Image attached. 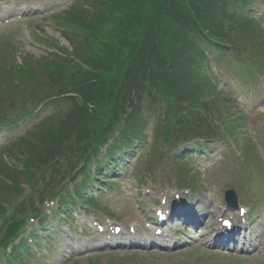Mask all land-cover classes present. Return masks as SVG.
I'll use <instances>...</instances> for the list:
<instances>
[{
    "label": "rangeland",
    "instance_id": "1",
    "mask_svg": "<svg viewBox=\"0 0 264 264\" xmlns=\"http://www.w3.org/2000/svg\"><path fill=\"white\" fill-rule=\"evenodd\" d=\"M23 1L0 0L1 6L9 14V17L0 19V38L2 37L5 42L11 44L9 48L14 54L9 59L12 61L28 59L36 70L37 64H45L50 60L45 56L53 51L50 38L55 37L61 44L65 43L66 46H70L69 41L62 37L60 32V28L66 24H60V22L65 21L68 8L78 1L80 3L81 0H50L48 5H43L40 10L34 12L22 11ZM43 1L34 0L32 4H27V7L37 9V3ZM251 4L253 10L250 12L255 15L256 22L259 21L257 25L264 32V0H251ZM226 9H231V7ZM228 60H230L229 57ZM7 63L10 64L8 61ZM250 66L253 70L255 69L252 64ZM250 66L242 64L239 66L240 69L238 68L239 71L233 69L232 66L226 67L225 77L230 78V85L227 87L230 94L226 92L229 98L224 97L222 93L221 98L214 105L213 102L211 104L212 113H218L220 118L223 116L222 119L225 122H229V119L225 117L223 110L237 106V111L232 109L230 114H226L230 115V120L233 121L229 123L233 126L231 130L237 133L236 139L230 136L213 142L208 152L203 154L198 152L197 157L194 155L192 164L184 168V171L189 173L187 181L190 182L191 178L198 181L197 191L208 198L206 210L209 212V226L219 222L216 220L217 217L225 218L233 215L223 207L226 190L234 188L239 194V205L250 210V214H253L258 221L255 226L261 223V228L264 229V168H259V174L253 172L250 176V171L247 170L249 163L247 162L245 166L241 163L236 149L237 141L239 145L248 138L252 146L258 147L263 160L261 164L264 166V73L254 75L253 71H250ZM213 75H215V68H213ZM219 87L223 86L220 84ZM252 91L254 93L256 91V96L253 98L252 94H247ZM222 97L228 99L229 102L224 104ZM64 108L66 109L67 105ZM207 116L208 123L211 124V115L208 113ZM213 122L218 127L221 124L215 119ZM157 125L159 127V122L157 124L155 119L149 122L145 134L142 135L145 140L138 142L137 148L129 152L127 160L130 161V166L128 168L125 166L117 189L108 190L105 193L104 200L107 207L115 213L118 225L123 223L124 228L135 223L141 227L146 219H149L147 214L154 217L155 208L160 206L161 201L166 200V195L171 193L175 197V190L180 187L181 174L177 172V167H182L184 164L181 160L175 159V154L181 145L175 141L170 145L165 144L162 141V134L159 135L156 132ZM21 127L25 129L26 122H22ZM6 130V128L0 130V138L10 132ZM15 134H19V129L18 131L16 129ZM3 140L4 138L0 139L2 142ZM195 142L201 143V140L196 138ZM193 146L186 145L188 148H196ZM160 152L163 153L161 156ZM155 156L159 158L157 163H154ZM255 170L257 171L258 168ZM135 176L138 180H143L144 184L136 181ZM96 189L100 190L94 187L90 188V191ZM178 195L180 197L190 196L191 193L190 191H179ZM152 196H156L158 201L154 202L156 199ZM85 207L82 206L81 210L83 216L76 219V222L71 225V232L68 231L70 235H76L75 238L84 240V242L78 241L77 243L72 238L61 235L59 242L52 245L51 242L47 243V236H41L38 243L40 249L42 250L43 245L45 247L47 244V249L52 248V251L38 252L37 261H43L42 255H45L46 259L42 262L44 264H264V243L255 253L243 255L210 252L199 243H189L173 250L120 246L98 249L102 243L101 238L97 241V238L93 236L87 240L85 236H81V230L87 226L90 227L89 230H92V225L96 220L105 225L104 214L95 209L87 210ZM221 209L225 212L218 213ZM235 213L238 214V211ZM56 217H58L56 220H60L59 216ZM48 229L51 233L52 226L49 225ZM87 241L90 243L88 244ZM87 247L91 249H85ZM78 249L85 250L79 251ZM33 264L38 263L34 261Z\"/></svg>",
    "mask_w": 264,
    "mask_h": 264
},
{
    "label": "trees",
    "instance_id": "2",
    "mask_svg": "<svg viewBox=\"0 0 264 264\" xmlns=\"http://www.w3.org/2000/svg\"><path fill=\"white\" fill-rule=\"evenodd\" d=\"M94 1L95 8L102 9L98 16H90L87 21H83L86 15L71 19L83 21L82 29L87 27L84 34L88 39L79 45L76 56L90 70L63 58L48 66L56 76L48 88L49 98L77 92L95 105L89 119L69 126V132L76 134L81 143L88 129L96 141L104 142L125 115L134 119L142 110L140 105L133 106L141 91L158 89L171 103L185 101V110L188 107L191 113L197 110L198 100L211 92L205 89V84H210L203 73L204 51L214 50L223 56L231 47L238 56L247 54L254 59L264 50L262 36L245 29L248 16L241 19L228 16L226 8L238 0ZM239 1L244 7L249 4L248 0ZM231 33L242 34L247 42L240 45L231 38ZM27 67L17 64L5 70L1 66L0 74L31 75ZM78 75L83 76V81H76ZM60 124L57 118H52L45 126L46 147L29 148L28 166L51 162L58 147L61 152H71L68 155H77V148L70 141L72 135ZM134 131L135 126H129L119 142ZM16 226L12 225L10 232H15Z\"/></svg>",
    "mask_w": 264,
    "mask_h": 264
},
{
    "label": "bare ground",
    "instance_id": "3",
    "mask_svg": "<svg viewBox=\"0 0 264 264\" xmlns=\"http://www.w3.org/2000/svg\"><path fill=\"white\" fill-rule=\"evenodd\" d=\"M173 208H174V210H175L174 213L177 214L178 211H176L175 206H173ZM181 210H182V209L180 208V209H179V212H178L179 214L181 213ZM235 222H236V221H235ZM239 227H240V225H239ZM233 230H236V227H233ZM146 231H147V230H146ZM150 231H151V230H150ZM233 234H234V232H230V233H229V237H232V238H233ZM223 236H225V235H223ZM223 236L221 235L222 238H223Z\"/></svg>",
    "mask_w": 264,
    "mask_h": 264
}]
</instances>
